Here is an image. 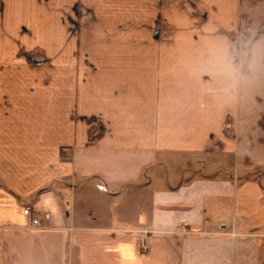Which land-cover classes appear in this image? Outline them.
<instances>
[{"label": "crops", "instance_id": "obj_1", "mask_svg": "<svg viewBox=\"0 0 264 264\" xmlns=\"http://www.w3.org/2000/svg\"><path fill=\"white\" fill-rule=\"evenodd\" d=\"M251 20L264 0H0V264H264Z\"/></svg>", "mask_w": 264, "mask_h": 264}, {"label": "rangeland", "instance_id": "obj_2", "mask_svg": "<svg viewBox=\"0 0 264 264\" xmlns=\"http://www.w3.org/2000/svg\"><path fill=\"white\" fill-rule=\"evenodd\" d=\"M262 31H264V26L260 27L257 20H251L242 26V30L240 31L239 55L241 57L245 53L244 60L246 61V65H248L247 62H251V60H257L260 64L264 65V32ZM253 55H256V60H254ZM244 95L246 102V115L252 116L253 110L255 113L259 111L258 115L261 116L262 123H264L263 72L246 74ZM244 176H255L264 181V167L262 169L255 168L254 170H249Z\"/></svg>", "mask_w": 264, "mask_h": 264}, {"label": "built area", "instance_id": "obj_3", "mask_svg": "<svg viewBox=\"0 0 264 264\" xmlns=\"http://www.w3.org/2000/svg\"><path fill=\"white\" fill-rule=\"evenodd\" d=\"M66 150V149H64ZM23 213L28 219V223L32 227H43L45 225V222L50 219V213H45L44 215H39L36 211H34V208L30 205H26L23 208ZM187 227V224H184L182 226L183 229ZM137 241H138V249L141 253L148 254L150 251V244L148 240V233L146 232H140L137 235Z\"/></svg>", "mask_w": 264, "mask_h": 264}, {"label": "trees", "instance_id": "obj_4", "mask_svg": "<svg viewBox=\"0 0 264 264\" xmlns=\"http://www.w3.org/2000/svg\"><path fill=\"white\" fill-rule=\"evenodd\" d=\"M90 135H91L92 137H96V138L100 136L99 134H97V135L94 136V135H93V130H92V129H90Z\"/></svg>", "mask_w": 264, "mask_h": 264}]
</instances>
